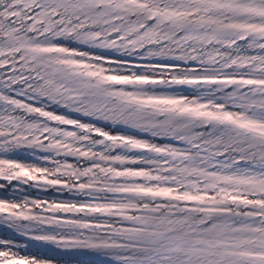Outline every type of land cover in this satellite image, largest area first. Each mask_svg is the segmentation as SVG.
<instances>
[{
    "label": "snow or ice",
    "instance_id": "1",
    "mask_svg": "<svg viewBox=\"0 0 264 264\" xmlns=\"http://www.w3.org/2000/svg\"><path fill=\"white\" fill-rule=\"evenodd\" d=\"M0 264H264V0H0Z\"/></svg>",
    "mask_w": 264,
    "mask_h": 264
}]
</instances>
